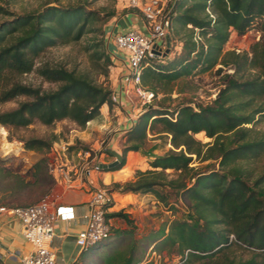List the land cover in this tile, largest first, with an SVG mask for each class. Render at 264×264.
<instances>
[{
  "label": "trees",
  "instance_id": "obj_1",
  "mask_svg": "<svg viewBox=\"0 0 264 264\" xmlns=\"http://www.w3.org/2000/svg\"><path fill=\"white\" fill-rule=\"evenodd\" d=\"M7 2L0 3V103L26 97L17 106L0 111V123L26 126L36 119L53 124L69 118L84 128L100 114L103 104L112 108L115 100L109 75L114 57L107 46L106 26L100 27L103 36L95 42L97 47L91 44L93 68L104 76L103 81L96 80L88 69L37 64L47 47L79 39L90 30L96 14L82 5L57 4L38 11L14 12ZM135 10L142 13L138 7ZM170 16V36L179 35L185 52L178 57L167 56L162 63L150 58L151 63L142 69L143 87L157 96L160 88L166 89L177 78L208 71L219 63L234 71L223 74V86L207 104L179 102L172 109L145 104L125 132L123 161L114 168L126 163L128 151L144 148L151 129L170 135L174 147L153 155L150 168L136 170L135 179L117 182L113 189L151 192L163 202H169L174 191L180 192L192 210L189 218L174 220L168 230L162 227L154 240L160 247L175 246L185 263L219 257L220 264H264V169L254 176L245 164L264 154V134L246 125L257 114H264V0H171ZM257 18L262 19V37L249 50H225L231 30L243 34ZM196 28L204 37L201 42L195 38ZM33 70L58 86L46 90L19 79ZM202 131L214 138L206 148L195 135ZM53 142L30 137L24 147L47 152ZM194 154L202 160H218L219 167L204 171L191 165ZM168 169L176 176L169 177ZM29 170L34 180L19 175L7 186L12 192L9 195L32 183H45V194L53 189L56 178L48 156L40 157ZM114 216L123 218L128 227L111 225L108 236L85 251L97 254L98 264H150L141 263L135 241L122 242L136 227L130 213L122 209L107 213L108 220ZM233 247L249 249L251 256L231 257Z\"/></svg>",
  "mask_w": 264,
  "mask_h": 264
},
{
  "label": "rangeland",
  "instance_id": "obj_2",
  "mask_svg": "<svg viewBox=\"0 0 264 264\" xmlns=\"http://www.w3.org/2000/svg\"><path fill=\"white\" fill-rule=\"evenodd\" d=\"M3 1L4 0H0V3ZM7 1L10 9L14 12L38 11L48 4H57L64 7L82 5L90 9L94 14H96V19L92 22L93 27H91L90 30L84 33L79 39L59 42L53 46L47 47L37 58V64L50 63L64 65L70 69L74 67L81 70L88 69L91 71V74L94 78H96V80L103 81L104 76L100 74L98 70L93 68V60L91 56L94 49L91 47V44L92 46L93 44L96 46L95 42L101 40L103 36V27L107 26L109 24L108 20L113 17H120V15L128 11H136L137 13L142 14L135 9L136 7L141 9L146 0ZM169 1L171 2V0ZM261 23V18L255 19L249 29L243 34L238 33L235 29H232L229 39L225 44V50L235 49L240 52L249 50L251 44L262 37L263 30ZM100 27L102 29H100ZM195 38L198 42H201V40L204 39V37L199 34V28H196ZM165 45L170 47V51L165 56L162 55L160 57H156V60L160 63H162L163 60H168V58H166L167 56H169V58L178 57L183 55L185 52L183 41L179 35H175V38H171L170 41L166 39ZM113 65L110 68V85L112 80ZM221 66L222 64L219 63L208 71L183 75L177 78L172 81L170 85H167L166 89H164V87L160 88L157 96H155L151 102L169 107L171 109L179 102H190L196 106L211 102L217 96L220 87L224 84L223 74L227 71H234V68L231 66ZM219 68H222V70L220 71ZM247 75L248 73H246V76ZM19 79L26 83L36 86L39 85L46 90L54 89L58 86L57 82L47 80L36 70L20 75ZM25 97L21 96L19 98L0 103V111L17 106L19 100L25 99ZM144 106L145 104L141 102L140 97L136 94L132 104V108L134 110L133 112H136L139 115V112L144 108ZM112 113L113 112L111 110V114ZM246 125L251 127L257 133L264 134V114H257L255 120L247 123ZM80 128L82 127L69 118L57 120L53 124H45L39 119H36L34 122L26 126H11L0 123V166L2 168L0 171V199L2 200H0V202L6 205H26L37 201L41 196H43L47 190V185H45V183H32L28 188L24 189L20 193L17 192L18 194L13 196L9 195L12 192L7 186L14 182L19 175H25L27 179L33 181L34 177L32 176L29 168H31L32 165L43 155L48 156L49 163L56 162V154L58 153V160L60 161L61 154L65 160L66 156L60 150L58 145L64 143L67 144L66 154L68 157H71L74 151L79 148H89L92 152H98V149L95 151V149L91 148L89 144L82 143L80 139L76 138L73 142L70 141L72 131ZM107 130L113 129L110 128ZM55 135L56 138H54ZM195 135L204 142V148L208 146L207 144H212V141L214 140L213 137L207 136L205 131L198 132ZM30 137L53 139L54 142L47 152H42L24 147L25 140ZM7 142L12 143V145L10 147L6 146L5 143ZM57 146L59 152L55 149ZM173 147L170 135L165 132H157L156 129H151L144 148L139 150L143 156L140 158L130 157L131 161L128 167L129 171H133L134 173V178L132 179H135L136 170L150 168L149 160L153 157V155L163 154ZM193 157L191 165L198 166L204 171L209 170L213 166L216 168L219 167L218 160H202L201 158H198L196 154H194ZM245 164L253 171L254 176H256L264 169V154L256 160L245 162ZM168 172L169 177L176 176L173 170L168 169ZM120 209L130 213V216L134 219V225L136 226L134 233L127 235L122 242L123 244L133 241L137 243L136 253L142 254L143 260L141 263L151 261L150 264H220L217 262L219 257L213 259L201 258L185 263L182 259V255L177 252L175 246L172 245L171 247L167 246L165 248L160 247L158 246L157 241L154 240L157 232L162 227H166L168 230L174 220L189 218V214L192 210L189 207V202L182 197L180 192L174 191L169 199V202L159 200L158 197L151 192L142 193L141 197L137 199L135 203H127L125 207H121ZM118 219L119 221L121 220L125 223V227H128L127 222L123 218L118 217ZM154 246L156 249H154ZM229 255L231 257L235 256L236 259H246L251 256V252L249 249L233 247V251H231ZM93 260H96L98 264L100 258L96 254L95 256L93 255L92 261Z\"/></svg>",
  "mask_w": 264,
  "mask_h": 264
},
{
  "label": "crops",
  "instance_id": "obj_3",
  "mask_svg": "<svg viewBox=\"0 0 264 264\" xmlns=\"http://www.w3.org/2000/svg\"><path fill=\"white\" fill-rule=\"evenodd\" d=\"M146 26L144 15L136 11H128L120 17L109 20L105 29L107 46L114 57L110 86L113 91L112 96H116L117 99L112 108L108 103L103 104L99 115L90 120L85 128L73 130L71 134V142L77 138L82 143L89 144L91 148L98 149L103 163L111 162L116 158L111 150L123 152L125 132L133 124L130 116L134 111L127 92L128 90L133 92L131 84L126 80V74L130 70L129 60L126 52L118 48L113 40L108 41V38L110 34L133 28L146 30ZM110 128L113 130H107ZM80 149L75 150L71 157L62 151L66 156L64 160L60 153L64 172L53 173L56 182L51 191L54 190L60 195V203L74 207V216L60 218L55 227L52 247L57 254L59 264L92 263L93 252L83 250L76 241L78 232L86 226L85 215L89 210L91 192L97 186L113 189L117 182L124 183L134 178L133 171H129L128 167L130 157L143 156L139 150H130L122 167L102 168L88 173L84 170L85 163L79 153ZM69 174L70 178L67 177ZM111 193L113 205L109 211L119 210L130 202L135 203L142 195L141 192L124 191L121 188L113 189ZM109 223L116 227H125V223L119 221L117 216L109 218ZM21 225L18 217L0 212V264H25L22 258L29 254L32 244L22 234Z\"/></svg>",
  "mask_w": 264,
  "mask_h": 264
},
{
  "label": "built area",
  "instance_id": "obj_4",
  "mask_svg": "<svg viewBox=\"0 0 264 264\" xmlns=\"http://www.w3.org/2000/svg\"><path fill=\"white\" fill-rule=\"evenodd\" d=\"M168 1H145L141 9L147 23L146 30L133 28L115 32L110 34L108 38V41L113 40L118 48L126 52L129 60L130 70L126 74V80L133 88V92L127 91L132 104L134 94L140 97L143 104L151 102L155 97L152 90L142 85V69L150 64V58L162 56L153 52L155 42L160 44L163 51L167 47L165 42L172 28L170 1L169 4ZM113 98L114 100L117 99L116 96ZM137 116L138 114L133 112L130 121L135 122ZM58 146L61 151L66 152V143ZM58 146L55 148L56 150H58ZM79 153L84 159V170L88 173L103 168L100 151L92 152L88 148L80 149ZM58 154H56V162L49 163L52 173L55 171L64 172L63 165L58 160ZM67 177L70 178V174ZM59 198L60 195L53 190L27 205L0 204V212H5L9 216L18 217L21 220L22 234L32 244L29 254L22 258L25 264H59L57 254L52 247L55 227L60 218L74 216V207L60 203ZM111 202H113V196L108 188L97 186L92 190L89 210L85 215L86 226L78 232L76 238L83 250L108 236L111 224L107 218V213L110 210Z\"/></svg>",
  "mask_w": 264,
  "mask_h": 264
},
{
  "label": "water",
  "instance_id": "obj_5",
  "mask_svg": "<svg viewBox=\"0 0 264 264\" xmlns=\"http://www.w3.org/2000/svg\"><path fill=\"white\" fill-rule=\"evenodd\" d=\"M167 39L170 41L171 36L169 35ZM169 51H170V47L167 46L165 48V50L163 51L158 42L154 43L153 52L157 53L158 55H164L165 56ZM111 152H112V154L115 155L116 158L111 162L103 163L102 167L105 169L114 168L115 166L119 165L123 161L122 152H119L117 150H111Z\"/></svg>",
  "mask_w": 264,
  "mask_h": 264
},
{
  "label": "bare ground",
  "instance_id": "obj_6",
  "mask_svg": "<svg viewBox=\"0 0 264 264\" xmlns=\"http://www.w3.org/2000/svg\"><path fill=\"white\" fill-rule=\"evenodd\" d=\"M6 144V146H8V147H10L11 145H12V143H10V142H7V143H5Z\"/></svg>",
  "mask_w": 264,
  "mask_h": 264
}]
</instances>
